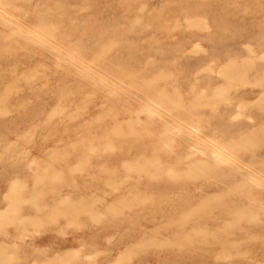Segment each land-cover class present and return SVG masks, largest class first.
I'll return each instance as SVG.
<instances>
[{
  "label": "rangeland",
  "instance_id": "obj_1",
  "mask_svg": "<svg viewBox=\"0 0 264 264\" xmlns=\"http://www.w3.org/2000/svg\"><path fill=\"white\" fill-rule=\"evenodd\" d=\"M0 264H264V0H0Z\"/></svg>",
  "mask_w": 264,
  "mask_h": 264
},
{
  "label": "bare ground",
  "instance_id": "obj_2",
  "mask_svg": "<svg viewBox=\"0 0 264 264\" xmlns=\"http://www.w3.org/2000/svg\"><path fill=\"white\" fill-rule=\"evenodd\" d=\"M194 129H196V128H194ZM216 160H218L220 157L218 156V155H216L215 153H214V156H213ZM221 159V158H220Z\"/></svg>",
  "mask_w": 264,
  "mask_h": 264
}]
</instances>
